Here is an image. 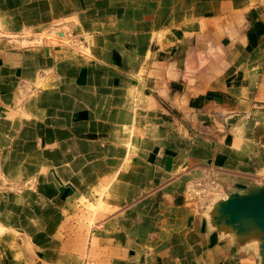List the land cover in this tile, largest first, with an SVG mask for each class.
<instances>
[{
  "label": "crops",
  "instance_id": "crops-1",
  "mask_svg": "<svg viewBox=\"0 0 264 264\" xmlns=\"http://www.w3.org/2000/svg\"><path fill=\"white\" fill-rule=\"evenodd\" d=\"M261 184L264 0H0V264H261Z\"/></svg>",
  "mask_w": 264,
  "mask_h": 264
},
{
  "label": "water",
  "instance_id": "water-1",
  "mask_svg": "<svg viewBox=\"0 0 264 264\" xmlns=\"http://www.w3.org/2000/svg\"><path fill=\"white\" fill-rule=\"evenodd\" d=\"M212 220L218 228L228 229L243 241L257 242L260 263L264 264V184L219 199Z\"/></svg>",
  "mask_w": 264,
  "mask_h": 264
}]
</instances>
